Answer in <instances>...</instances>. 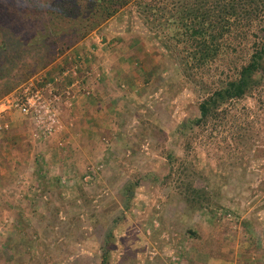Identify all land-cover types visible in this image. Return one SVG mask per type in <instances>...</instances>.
<instances>
[{
  "label": "rangeland",
  "instance_id": "obj_1",
  "mask_svg": "<svg viewBox=\"0 0 264 264\" xmlns=\"http://www.w3.org/2000/svg\"><path fill=\"white\" fill-rule=\"evenodd\" d=\"M16 2L0 0V103L33 83L58 123L0 115V264H264V61L196 121L263 32L199 61L160 25L184 1L161 17L132 2L58 51Z\"/></svg>",
  "mask_w": 264,
  "mask_h": 264
},
{
  "label": "trees",
  "instance_id": "obj_2",
  "mask_svg": "<svg viewBox=\"0 0 264 264\" xmlns=\"http://www.w3.org/2000/svg\"><path fill=\"white\" fill-rule=\"evenodd\" d=\"M16 1L15 5L6 8L11 15L10 18H17L15 14L17 11H23L20 8L22 5L34 8L36 14L34 18L39 21L40 26L36 34L41 33L42 39L45 40L43 37L47 35H44L43 31L49 32L51 28V46L58 48V51L62 47H70L71 44L77 43L99 28L119 9L132 2L143 8V12L148 16L153 17H161L168 7L167 0ZM180 1L184 2L177 6L176 14L165 22H160V25H166L169 30L173 29V38L187 41L194 48L192 57L196 60L213 61L228 53L236 41L247 39L250 31L256 29L263 32V40L251 52L248 60L241 63L238 76L227 80L225 85L199 104L201 117L196 121L206 123L227 101L243 97L258 85L257 73L263 68L264 61V0ZM11 26L12 24L6 27ZM24 28L26 25L15 23L12 30ZM55 48L54 55L58 53ZM11 89L10 86L3 92H9Z\"/></svg>",
  "mask_w": 264,
  "mask_h": 264
},
{
  "label": "built area",
  "instance_id": "obj_3",
  "mask_svg": "<svg viewBox=\"0 0 264 264\" xmlns=\"http://www.w3.org/2000/svg\"><path fill=\"white\" fill-rule=\"evenodd\" d=\"M0 115L7 113L12 109H18L26 115L43 117L45 114L46 119L41 120L42 127L52 132L58 123L56 112H51V98L44 95L43 89L31 83L27 86L22 94H11L7 96L3 102L0 103ZM42 112L43 115L41 114ZM8 128V123L0 121V131Z\"/></svg>",
  "mask_w": 264,
  "mask_h": 264
},
{
  "label": "crops",
  "instance_id": "obj_4",
  "mask_svg": "<svg viewBox=\"0 0 264 264\" xmlns=\"http://www.w3.org/2000/svg\"><path fill=\"white\" fill-rule=\"evenodd\" d=\"M5 122L8 123V128H9V126H10L9 122L6 121V120H5ZM15 122H16L17 125H20V124H19L20 122H18V121H15ZM19 129H21V127H20Z\"/></svg>",
  "mask_w": 264,
  "mask_h": 264
},
{
  "label": "water",
  "instance_id": "obj_5",
  "mask_svg": "<svg viewBox=\"0 0 264 264\" xmlns=\"http://www.w3.org/2000/svg\"><path fill=\"white\" fill-rule=\"evenodd\" d=\"M103 42H106V37H103Z\"/></svg>",
  "mask_w": 264,
  "mask_h": 264
}]
</instances>
